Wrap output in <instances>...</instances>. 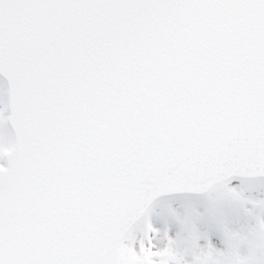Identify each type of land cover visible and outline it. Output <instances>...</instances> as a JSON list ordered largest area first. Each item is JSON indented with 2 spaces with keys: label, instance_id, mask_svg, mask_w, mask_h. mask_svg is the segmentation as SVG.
I'll return each mask as SVG.
<instances>
[{
  "label": "snow or ice",
  "instance_id": "obj_1",
  "mask_svg": "<svg viewBox=\"0 0 264 264\" xmlns=\"http://www.w3.org/2000/svg\"><path fill=\"white\" fill-rule=\"evenodd\" d=\"M0 264H264V0H0Z\"/></svg>",
  "mask_w": 264,
  "mask_h": 264
}]
</instances>
